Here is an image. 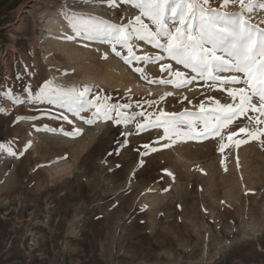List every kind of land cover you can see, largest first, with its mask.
<instances>
[{"label":"rangeland","instance_id":"obj_1","mask_svg":"<svg viewBox=\"0 0 264 264\" xmlns=\"http://www.w3.org/2000/svg\"><path fill=\"white\" fill-rule=\"evenodd\" d=\"M210 3L219 8L221 0ZM139 14L105 0H0V92L11 89L25 101L0 96V144L17 154L0 150V264H264V143L249 139L237 148L227 140L239 127L264 128L255 123L258 113H248L252 122L237 118L223 141L172 143L160 139L163 129H137L141 111L154 121L160 110L187 111L202 127L195 118L212 114L200 105L233 103L227 89L244 85L209 88L211 80L197 79L177 88L160 83L176 70L190 75L174 61L130 67L102 36L64 39L76 35V24H127ZM262 19L256 12L251 22ZM132 46L136 56L161 55L144 41ZM45 81L64 91L87 87L88 100L129 104L124 111L135 120L89 125L94 109L87 104L74 115L24 93L25 85L31 94ZM74 128L79 135H66ZM144 144L157 151L141 155Z\"/></svg>","mask_w":264,"mask_h":264},{"label":"snow or ice","instance_id":"obj_2","mask_svg":"<svg viewBox=\"0 0 264 264\" xmlns=\"http://www.w3.org/2000/svg\"><path fill=\"white\" fill-rule=\"evenodd\" d=\"M105 2L109 7L131 4L140 14L129 20L127 24L114 25L103 22L89 26L76 24L74 25L76 35L66 36L64 39L71 41L82 37L85 40H92L102 36L106 42L112 44V52L130 67L133 62L155 64L162 59L174 61L175 64L188 70L190 75L176 70L172 80H161L160 83H171L177 88L184 87L197 79H205L206 82L211 80V84L206 83L209 88L216 86L217 83L244 85L227 89V95L233 98V103L221 104L217 100L214 109L206 108L202 103L200 112L212 114L211 120L206 117L195 118L201 121L202 127L193 126L190 122L192 114L187 111L167 113L160 110L159 116L154 121L141 111L138 115L144 117V122L137 124L138 130L148 127L163 129L164 135L160 139H168L172 143L178 138L199 141L209 137H220L223 141L224 130L237 118L247 116L249 122L253 121V117L248 115L249 112L258 113L255 117L257 125L264 123L260 119L264 117V27H260V24H264V19L255 24L251 22L256 12H264V0H221L219 8L212 7L210 0H105ZM228 5L239 7L240 11L231 14L221 11ZM145 19L151 22L152 27L144 22ZM133 40L150 44L154 49L159 50L161 55L136 56L133 52ZM117 46L126 50L127 55L118 51ZM103 58L107 59V56ZM165 69L170 75L172 74L171 65L163 64L161 71ZM132 70L143 73L140 67H133ZM220 73H231V75L220 76ZM16 79H20V76L18 75ZM88 91L87 87L82 91L75 88L64 91L54 86L51 81H45L37 92L30 94L29 87L24 86V93L29 95L30 99L47 101L61 108L66 107V111L74 115L86 110L87 104L89 108L94 109L92 118L85 120L89 125L101 120L113 121L114 124L135 120V115L124 111L130 107L129 104H108L106 101L101 103L99 95L88 100L86 96ZM0 96L9 97L13 104L25 102L17 99L11 89L0 92ZM254 98L259 100L258 105L252 102ZM5 111V108L0 107V113ZM57 118L68 120L63 114ZM20 119L17 117V121ZM79 134L80 130L76 128L66 133L70 137ZM237 136L240 138L233 140V137ZM262 138H264V128L239 127L236 131L227 132V140L234 143L237 148L247 143L249 139L264 143ZM169 146V144L162 145L165 148ZM225 146L221 143L220 151H223ZM143 148L145 151L141 155L157 151L149 144H144ZM0 150H6L8 154L17 156L11 151L10 145L5 148V145L0 144Z\"/></svg>","mask_w":264,"mask_h":264}]
</instances>
